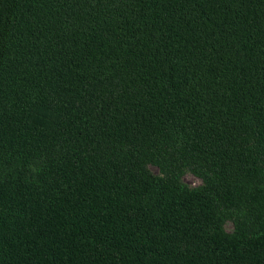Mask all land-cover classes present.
<instances>
[{
  "label": "trees",
  "instance_id": "trees-1",
  "mask_svg": "<svg viewBox=\"0 0 264 264\" xmlns=\"http://www.w3.org/2000/svg\"><path fill=\"white\" fill-rule=\"evenodd\" d=\"M0 264H264V0H0Z\"/></svg>",
  "mask_w": 264,
  "mask_h": 264
},
{
  "label": "rangeland",
  "instance_id": "rangeland-1",
  "mask_svg": "<svg viewBox=\"0 0 264 264\" xmlns=\"http://www.w3.org/2000/svg\"><path fill=\"white\" fill-rule=\"evenodd\" d=\"M151 170L156 173V174H160L159 169L157 168V166L155 165H150ZM183 180L186 184H188L189 186H198L202 183V179L195 175L194 173L188 171L185 172L183 174ZM225 228L227 231H232L233 230V225L231 222H227L225 224Z\"/></svg>",
  "mask_w": 264,
  "mask_h": 264
}]
</instances>
